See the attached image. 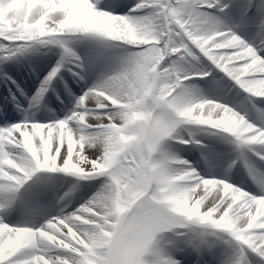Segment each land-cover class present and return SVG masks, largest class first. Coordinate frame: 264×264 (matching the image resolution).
Segmentation results:
<instances>
[{
	"label": "snow or ice",
	"instance_id": "snow-or-ice-1",
	"mask_svg": "<svg viewBox=\"0 0 264 264\" xmlns=\"http://www.w3.org/2000/svg\"><path fill=\"white\" fill-rule=\"evenodd\" d=\"M102 3L0 0V52L60 44L81 81L85 69L64 37L82 34L126 53L64 119L0 127V264H210L207 237L217 233L232 242L228 264H264V38L239 35L251 14L264 37V0H246L232 26L225 0H138L125 15ZM184 125L217 130L255 192L243 179L228 182L235 160L217 178L166 151V141L199 145L174 135ZM38 173L77 181L55 196L54 215L37 211L55 191L49 178L33 181ZM81 181L95 191L76 206ZM165 232L185 238L187 259L157 247Z\"/></svg>",
	"mask_w": 264,
	"mask_h": 264
},
{
	"label": "bare ground",
	"instance_id": "bare-ground-1",
	"mask_svg": "<svg viewBox=\"0 0 264 264\" xmlns=\"http://www.w3.org/2000/svg\"><path fill=\"white\" fill-rule=\"evenodd\" d=\"M133 2V0H131ZM246 0H239V7L242 6ZM117 4L116 1H110V0H103V3L99 5L103 10H110L112 7H108V5L111 4ZM238 16V10L234 11V17L236 18L235 23H238L241 21L240 18L237 19ZM255 23V19L254 22ZM257 30H253L252 28H246L243 31H239V35L242 36L246 41L249 43H258L261 38V36L256 35ZM25 48H31L34 51L33 55V63L32 64V70L34 71L32 76L31 75H24L21 72V75H17L16 72H13V78L16 80V86H19L21 88H25L26 84L30 83L34 89V87H37L38 85L42 86V81L45 79L46 76L49 75V73L52 71L54 62H59L60 60V53L56 45L46 43V51L36 52V45L35 46H27ZM79 62H82V66L84 67L85 71L81 72V76L84 77L82 81H79V83L82 85L81 88V97L83 96L84 92L87 91L89 88V85L95 81L100 82L101 79L105 78L108 75H111L113 71L118 67L119 60L123 56H118L114 53H112L109 49H103L98 46V42L95 40L91 42V45L89 47L85 46H79ZM16 54V53H15ZM16 56V60H18V56ZM24 65V62L21 63ZM5 65L2 64L0 61V68L4 67ZM38 88V87H37ZM33 92V91H32ZM0 93H2V88L0 84ZM81 97H76L72 101V103L67 107V113L69 114L72 109L75 107V104L77 100H79ZM36 109L33 107H27L25 108V116L23 117L26 121H32V118L35 116ZM58 115V113H48L45 115L44 119H49V122L52 120H58L55 118V116ZM215 118V117H214ZM44 121V120H43ZM34 122V119H33ZM20 123V120L14 122L13 120H8L5 118L4 120L0 121V127L4 126H10L12 124ZM41 123V122H40ZM194 127H200L194 125ZM201 131V130H200ZM199 131V132H200ZM176 135L184 137V131L178 132ZM66 146V144H65ZM221 146V145H220ZM166 151H168L172 156L183 159L187 157L189 159L193 156L194 151L188 150L187 147H184V149H177V147L171 145L169 142L168 144L165 143ZM219 147V144L214 143L213 145H210L208 155L211 159V174L212 176H216L217 178H222L228 170V166L232 163L231 162V152H227L226 156L224 158H221L220 155H218L217 149ZM63 150V149H62ZM75 156V152H74ZM231 170L227 171L228 176V182H233L234 177L239 176L240 172H237L236 175L232 178L231 176ZM38 177H46L51 179L53 181V188L56 191V195H63L65 191H67L68 187L71 184L77 183V181L72 177L71 179H68L63 174H47V173H39V175L33 179L36 180ZM240 178V176H239ZM236 180H239L237 177ZM32 182V181H30ZM87 182H79V186L77 191L73 192L72 195L78 194V202L83 203L84 200H87L85 198L86 195L92 193V191H95V189H92V191H87L84 187V184ZM91 183H98V182H91ZM239 184V183H238ZM240 185V184H239ZM250 187L248 185L244 186V190L248 191ZM252 190V189H251ZM77 202V203H78ZM50 200L42 206L39 207L37 210L38 212H49L50 214L54 215L55 212L53 209H51V206L49 205ZM47 217L45 216L43 219H40L38 217V222L43 223L44 220ZM17 219V218H13ZM177 244H182L183 240L179 237L176 239ZM157 247L166 255L173 256V258H176L177 260L187 259V254H180L177 249H169L165 246V244H159V239L157 238ZM218 255V254H217ZM234 257V251H230L225 256H222V254H219L218 261H216L215 264H228V262Z\"/></svg>",
	"mask_w": 264,
	"mask_h": 264
},
{
	"label": "rangeland",
	"instance_id": "rangeland-1",
	"mask_svg": "<svg viewBox=\"0 0 264 264\" xmlns=\"http://www.w3.org/2000/svg\"><path fill=\"white\" fill-rule=\"evenodd\" d=\"M138 3V1L137 0H135V2H134V4H130V5H128V8L130 7H134L136 4ZM245 5V3L242 5V7L240 8V12H239V14L241 15V10H242V8H243V6ZM120 8L121 7H118V8H116V9H114V11H112V10H108V11H112L114 14H119V12H120ZM107 11V10H106ZM238 14V15H239ZM250 26L249 27H251L252 26V24H249ZM242 37V36H241ZM243 38V37H242ZM244 39V38H243ZM4 54H5V52H1L0 53V59H3V56H4ZM55 63V62H54ZM99 82L98 81H95V82H93V83H91L90 85H89V88L90 87H93L94 85H96V84H98ZM41 88V87H40ZM242 99V98H241ZM189 163L190 164H192V166L197 170V172H198V166L196 165V159H195V157H193L190 161H189ZM237 186V185H236ZM240 186V185H239ZM238 186V187H239ZM93 192L94 191H92V193H90V194H88V195H86L85 196V198L86 199H88L92 194H93Z\"/></svg>",
	"mask_w": 264,
	"mask_h": 264
}]
</instances>
